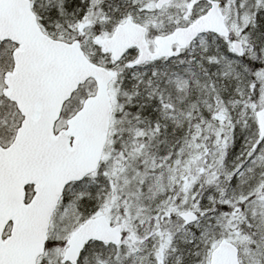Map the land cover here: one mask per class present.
I'll list each match as a JSON object with an SVG mask.
<instances>
[{
  "label": "snow or ice",
  "instance_id": "snow-or-ice-1",
  "mask_svg": "<svg viewBox=\"0 0 264 264\" xmlns=\"http://www.w3.org/2000/svg\"><path fill=\"white\" fill-rule=\"evenodd\" d=\"M0 264H264V0H0Z\"/></svg>",
  "mask_w": 264,
  "mask_h": 264
}]
</instances>
